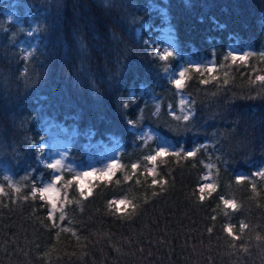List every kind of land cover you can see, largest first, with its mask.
<instances>
[{
	"label": "trees",
	"instance_id": "obj_1",
	"mask_svg": "<svg viewBox=\"0 0 264 264\" xmlns=\"http://www.w3.org/2000/svg\"><path fill=\"white\" fill-rule=\"evenodd\" d=\"M9 1L0 0V264H264V176L253 175L264 169V0H25L39 17L27 59L2 9ZM164 25L174 39L166 59L148 39ZM231 43L253 55L233 63ZM190 57L216 70L198 72ZM171 68L187 69L182 89ZM61 125L69 148L49 168L37 142ZM113 137L116 168L81 195L68 164ZM158 140L168 153L147 161ZM57 175L53 210L31 188ZM204 176L216 190L201 201Z\"/></svg>",
	"mask_w": 264,
	"mask_h": 264
},
{
	"label": "rangeland",
	"instance_id": "obj_2",
	"mask_svg": "<svg viewBox=\"0 0 264 264\" xmlns=\"http://www.w3.org/2000/svg\"><path fill=\"white\" fill-rule=\"evenodd\" d=\"M3 12L7 20L14 22L23 35L17 40L18 45L22 48L25 54H28L30 50L35 47L38 40L37 26L39 22L38 14L30 9V5L25 0H10L2 6ZM156 33L150 36L148 39L150 42L155 43L156 50L161 56H165L166 53L171 51V47L174 43L173 35L170 31L168 25L161 26L156 29ZM151 34V33H150ZM246 46L239 45L237 43H231L228 47V53L233 52L236 55H242L246 51ZM200 63L206 64L208 66L209 62H203L197 58L190 57L188 64ZM181 70L177 68H171L168 72V76L171 80L179 78L178 73ZM186 98V96H184ZM66 131L65 126H59L55 131L51 132L49 137L46 139H41L37 142L38 146L42 148V154L40 155V160L43 164H55L57 160L61 163L65 162L66 151L69 148L70 140L63 134ZM140 137L144 138L151 135V131L148 126H145L140 131ZM120 142L117 138L113 137L111 140H98L92 141L88 144V154L86 156V161L80 165L68 164L69 170L74 176H78L76 179L77 184L80 189L88 190L89 183L94 178H107L110 175L106 173L107 166L112 164L113 161L117 162L119 156ZM159 147H164L169 149L170 142L165 140H158L156 145V150ZM60 163V164H61ZM92 169H96L95 172ZM257 170H254L256 172ZM84 172L91 173L88 176H84ZM243 171H237V175H243ZM208 183L206 181V176L201 184ZM200 184V185H201ZM41 187V186H36ZM117 207L122 205L119 203L121 199H113Z\"/></svg>",
	"mask_w": 264,
	"mask_h": 264
},
{
	"label": "snow or ice",
	"instance_id": "obj_3",
	"mask_svg": "<svg viewBox=\"0 0 264 264\" xmlns=\"http://www.w3.org/2000/svg\"><path fill=\"white\" fill-rule=\"evenodd\" d=\"M30 55H31V53H28V55H26L24 58L27 59L28 56H30ZM168 55H171V53H166L165 57H163V58L166 59ZM228 55L231 57V60H232L233 63H235V62L238 61V60L241 61V62H245V63H246V62H247V58H248L250 55H253V53H250V52H244L242 55H236V54H234L233 52H229ZM261 56H264V53H261ZM190 66L193 67V68H195V70L198 71V72L201 70V67H202V65H201L200 63H195V64H192V65H190ZM215 70H216V65L213 64V63H211V62H209L208 66L205 68V71H207V72H209V73H212V72H214ZM186 71H187V69L181 70V71L178 73L179 78H176V79H173V80H172V83L175 85V87H176L177 89H182V88L184 87V83H185V79H184V78H185V73H186ZM256 80L261 81V82H264V75H258V76L256 77ZM202 83L207 84L208 81H207V80H203ZM225 83H227V80H225ZM260 94H261V93H258V95H260ZM184 103H186V102H185L184 100H182V101H181V104H184ZM189 103H191V102L189 101ZM124 106L127 107V105H124ZM183 118H184L185 120H188V119H189V117H188L187 115L184 116ZM129 123L131 124L132 121H129ZM167 153H168V149H167V148L159 147V148L155 151L154 154L148 155L147 157H145V159H146L147 161L155 162V161L157 160L158 157H160V156H162V155H165V154H167ZM195 154H196L195 151H188V152H184V153H183V155H184L185 157H192V156H194ZM172 155L180 156L181 153H180V152H174V153H172ZM60 163H61V162H60L59 160H57V161L55 162V164H49L48 167H49V168H55V167H56L57 165H59ZM137 167H138V165H137L136 163H133V164H132V168H133L134 170H135ZM115 168H116V162L113 161L112 164H109V165L107 166V169H106L105 171H106L107 174L110 175V174L114 171ZM92 171L95 172L96 169H92ZM148 171H149V174H154V169H149ZM90 174H91V173H89V172H84V173H83L84 176H88V175H90ZM253 175H255V176H264V169H262V170H260V171H258V172L253 173ZM5 179H6V180H10L11 178H10V177H5ZM73 179H78V176H74ZM245 179H246V177L243 176V175H237V176H236V180H237L238 182L243 181V180H245ZM60 180H61V177H60L59 175H57V176H55L54 180H53L51 183H48V184H46V185H44V186H41V187H32V188H31V194L35 195L36 193H39V194H40V198H41L42 200L48 198V199H49V202L52 203V208H53V210H55V208H56V204L52 202L51 198H49L47 194L50 193V192H54V191H56V189H55V184H56V182H58V181H60ZM71 183H72V180H69V181H68V184H71ZM159 183H161L160 180H158V179H156V178H153V180H152V184H153V185H156V184H159ZM252 187H253V190L255 191V185H254V184L252 185ZM15 190H16L17 192L20 191L19 188H16ZM205 190H208L209 193H211L212 191H215V190H216V186H215L214 184H210V183H204V184H201V185L199 186V192H200V197H199V198H200L201 201L204 200V198H205V197H204ZM2 191H3V188H0V192H2ZM83 194H84V190L81 189V195H83ZM25 198H27V197H25ZM221 200H222V202H223V204H224V206H225L226 208H230V209H232V210H234V211H235V210H238L239 205H238L234 200L224 199V197H221ZM119 203H120L121 205H124V204H126V203H130V202H126V201H124V200H121V201H119ZM132 207L135 208V205H132ZM225 214L227 215V213H225ZM48 216H49L50 219H52V218H53V212L50 211V212L48 213ZM60 219H61V220L64 219V214H63V212H61ZM233 227H234V226L231 225V224L225 225V227H224V231L227 232L230 236H232V237H233V240H238V239H240V237L234 235V233H233ZM247 227H248V225L245 224L243 221L240 222L239 228H240V231H241V232H243ZM209 231H211V229H209ZM245 251H247V249H245Z\"/></svg>",
	"mask_w": 264,
	"mask_h": 264
}]
</instances>
